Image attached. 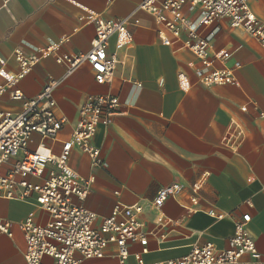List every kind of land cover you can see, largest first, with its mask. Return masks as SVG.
Here are the masks:
<instances>
[{"label":"crops","instance_id":"1","mask_svg":"<svg viewBox=\"0 0 264 264\" xmlns=\"http://www.w3.org/2000/svg\"><path fill=\"white\" fill-rule=\"evenodd\" d=\"M143 0H0V58L10 73L18 63L13 50L26 51L53 44L59 52H86L95 36V17L126 18L130 39L116 44L109 37V51L118 55L110 81L98 84L86 63L65 76L64 64L53 55L39 61L14 84L24 97L36 96L48 78L59 79L53 96L56 112L67 118L56 138L33 133L29 148L43 142L54 153L69 137L79 105L90 94H111L121 103L120 113L109 123L96 125L91 143L100 149L104 164L91 165L78 146L70 152L69 164L81 176H94L84 205L95 212L94 227L109 216L114 205L140 204L146 228H154L156 214L149 202L158 188L172 182L182 185L180 194L165 200L162 211L174 220V228L161 227L150 234L145 246L129 243L128 255L121 262L118 249L109 243L101 257L84 259L85 264H145L179 258L192 244L212 243L227 247L234 221L242 214L251 216L248 231L264 257V47L253 36L229 25L226 19L200 24L202 10L185 2L181 14L191 28L209 39V53L230 52L213 66L232 67L234 82L206 87L194 73L198 58L182 45L178 37L165 31L171 43L158 36L163 23L147 11L138 9ZM164 0H154L160 5ZM257 18L264 22V0H250ZM163 15L174 18L163 11ZM181 75L185 81L181 80ZM6 79L0 76V84ZM0 94V111L15 113L22 100H12L13 86L5 85ZM245 110H241V107ZM18 158V156H15ZM14 158V159H15ZM204 175L195 194L192 186ZM213 210L223 214L216 218ZM27 216L45 223L47 214L35 203L34 194L26 199L12 197L0 190V219L10 221L12 235L0 232V264H27L26 241L18 223ZM123 217L119 211L117 218ZM51 264L50 257H44Z\"/></svg>","mask_w":264,"mask_h":264},{"label":"built area","instance_id":"2","mask_svg":"<svg viewBox=\"0 0 264 264\" xmlns=\"http://www.w3.org/2000/svg\"><path fill=\"white\" fill-rule=\"evenodd\" d=\"M250 0H164L160 5L154 0L141 1L135 10L141 9L152 14L164 29L158 31L162 43L169 45L170 38L165 31L178 37L183 31L186 38L182 42L198 58L200 65L194 73L199 83L206 87L222 86L234 82L232 67H214L213 58L226 60L230 52L220 50L211 57L209 39L191 28L188 20L181 14L185 2L197 5L202 10L200 24H210L217 19H226L229 25L239 28L253 36L264 47V22L256 17L249 5ZM169 12L172 17L163 15ZM126 18L95 17V36L86 52H59L53 44L26 51L22 47L13 50L18 69L15 73L6 70L0 58V76L6 83L0 84V94L10 83L12 100H22L21 109L10 113L0 111V190L12 197L26 199L34 194L35 203L47 214L45 223H37L27 216L18 223L26 241L24 258L27 264H46L44 257L52 259L51 264H83L84 259L101 257L109 243L118 249L121 262L128 255L129 243L145 246L150 234L157 235L161 227L174 228L180 220H174L162 211L165 200L176 197L182 190L179 182H172L157 189L149 202V208L156 214L154 228H146L141 219L144 207L140 204L114 205L112 213L104 217L99 227H94L95 212L84 205L92 189L94 176L81 177L69 164L72 148L78 146L87 154L91 165L100 167L104 158L100 149L91 143L95 127L100 122L109 123L110 118L121 111L117 96L111 94H90L78 107L77 119L68 138L61 141L60 151L37 143L29 148L33 133L54 139L67 123V118L56 112L54 89L60 80L48 78L40 92L26 98L14 84L28 73L40 57L53 55L56 62L66 67L65 76L78 66L86 63L93 73L94 80L102 84L111 80L119 61L115 51H109V37L116 35V44L128 41L132 32L126 25ZM181 80L185 78L181 75ZM245 110V107H241ZM18 156V158H15ZM15 158V159H14ZM204 181L202 175L192 186V200ZM119 211L123 217L117 218ZM208 213L216 218L213 210ZM251 216L242 213L234 221V230L225 248L217 249L212 243L192 244L189 251L174 259L157 261L151 264H264V257L257 249L255 240L248 231ZM11 222L0 219V232L12 235ZM138 264H145L140 253L135 254Z\"/></svg>","mask_w":264,"mask_h":264},{"label":"rangeland","instance_id":"3","mask_svg":"<svg viewBox=\"0 0 264 264\" xmlns=\"http://www.w3.org/2000/svg\"><path fill=\"white\" fill-rule=\"evenodd\" d=\"M83 264H85V263H83Z\"/></svg>","mask_w":264,"mask_h":264}]
</instances>
